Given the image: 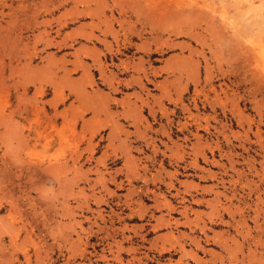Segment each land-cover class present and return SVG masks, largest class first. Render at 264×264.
Instances as JSON below:
<instances>
[{
  "label": "rangeland",
  "instance_id": "obj_1",
  "mask_svg": "<svg viewBox=\"0 0 264 264\" xmlns=\"http://www.w3.org/2000/svg\"><path fill=\"white\" fill-rule=\"evenodd\" d=\"M0 264H264V0H0Z\"/></svg>",
  "mask_w": 264,
  "mask_h": 264
}]
</instances>
